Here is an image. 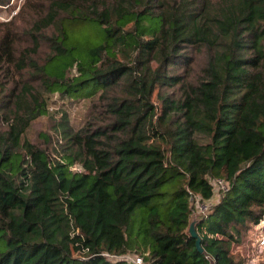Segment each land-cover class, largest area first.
I'll use <instances>...</instances> for the list:
<instances>
[{"label": "trees", "instance_id": "obj_1", "mask_svg": "<svg viewBox=\"0 0 264 264\" xmlns=\"http://www.w3.org/2000/svg\"><path fill=\"white\" fill-rule=\"evenodd\" d=\"M41 16L29 48L0 39V264H245L232 247L264 220V0H49ZM56 94L91 106L55 127L53 160L28 133ZM215 181L201 253L192 198Z\"/></svg>", "mask_w": 264, "mask_h": 264}, {"label": "rangeland", "instance_id": "obj_2", "mask_svg": "<svg viewBox=\"0 0 264 264\" xmlns=\"http://www.w3.org/2000/svg\"><path fill=\"white\" fill-rule=\"evenodd\" d=\"M49 0H0V39H3L7 32L12 34L15 45L21 50L29 48L26 42L29 40V32L41 15L45 13ZM41 51L48 54L49 50L43 47ZM75 72V71H73ZM4 74H0V84L6 82ZM90 101L63 100L58 94L52 96L50 104V115L40 118L28 133V137L44 149L48 148L53 160L60 158L61 136L56 132L55 127L61 123L66 116L70 119L75 130L84 126L87 121V113L90 109ZM49 134L52 138L50 144L45 143L41 134ZM214 184V182H213ZM215 196L212 201L200 202L199 205L192 201L191 222L197 224L201 220L200 208H208L210 211L220 199V189L214 185ZM188 228L187 231H189ZM264 232V220L259 227H251L243 231L241 243L233 245L232 254L237 261H244L245 264H264V247H259V236ZM264 234V233H263ZM74 255L78 253L74 252ZM147 263V262H146Z\"/></svg>", "mask_w": 264, "mask_h": 264}, {"label": "built area", "instance_id": "obj_3", "mask_svg": "<svg viewBox=\"0 0 264 264\" xmlns=\"http://www.w3.org/2000/svg\"><path fill=\"white\" fill-rule=\"evenodd\" d=\"M214 185L220 189V192H226L228 190L227 185H225V183L222 181H215ZM192 200H194L198 205L201 202L200 199L195 196L192 198ZM199 208H200V215H202L200 217L202 218L206 217L209 213L208 208L205 207V209H202L200 206ZM263 233L264 232H262L261 235L259 236V244H260L259 247L260 248L264 247V234ZM104 256L111 261H125L127 262V264H147L143 257L137 256V255L128 254L126 256H111L109 254H106Z\"/></svg>", "mask_w": 264, "mask_h": 264}, {"label": "water", "instance_id": "obj_4", "mask_svg": "<svg viewBox=\"0 0 264 264\" xmlns=\"http://www.w3.org/2000/svg\"><path fill=\"white\" fill-rule=\"evenodd\" d=\"M189 233H190L191 237L196 240V245H197L198 251L203 253L204 251H203V248L201 246V239H200V237L196 231L195 222L191 224L190 229H189Z\"/></svg>", "mask_w": 264, "mask_h": 264}]
</instances>
